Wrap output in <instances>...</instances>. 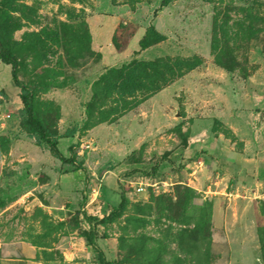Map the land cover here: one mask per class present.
I'll return each mask as SVG.
<instances>
[{"label": "rangeland", "instance_id": "rangeland-1", "mask_svg": "<svg viewBox=\"0 0 264 264\" xmlns=\"http://www.w3.org/2000/svg\"><path fill=\"white\" fill-rule=\"evenodd\" d=\"M114 19L113 49L128 51L140 28L155 42L150 61L117 65L132 72L89 87L84 103L85 78L98 66V29ZM0 44L15 56L16 82L46 131L63 130L55 99L64 95L83 105V128L99 125L67 156L86 162L96 178L110 171L104 178L125 198L96 228L108 264H264V185L206 194L212 178L183 151L194 105L205 116L219 108L209 97H219L225 76L240 84L264 68V0H0ZM186 74L182 87L159 97L165 107L140 106ZM10 79L0 63V87ZM24 131L15 119L0 122V248L26 251H3L0 264H97L74 222L78 211L68 212L60 183L45 173L51 161L33 151ZM214 131L225 133L219 124Z\"/></svg>", "mask_w": 264, "mask_h": 264}, {"label": "crops", "instance_id": "crops-1", "mask_svg": "<svg viewBox=\"0 0 264 264\" xmlns=\"http://www.w3.org/2000/svg\"><path fill=\"white\" fill-rule=\"evenodd\" d=\"M115 20L102 22L98 29L100 45L97 53L99 55L98 66L95 73L88 74L85 78L83 88L84 86L87 87L84 90L87 94H85L84 103L88 101L91 95L89 87L92 89V83L106 69H117L120 67H117V65L128 59L150 61L146 58V55L151 46L144 50H140L138 47V41L144 35L140 28L135 29L129 38L126 45L128 51L113 49L111 38L119 24ZM129 51L132 57L127 55ZM189 76L190 74H186L182 78L180 76L177 82H170L156 93H151V96H146L147 98L140 106L148 105L154 108V106L161 104L162 107H165L163 103L159 102V97L167 92L170 93L173 87H182V79ZM87 81L92 82L89 83L91 86L86 85ZM221 89L218 98L209 97V101H214L219 106L218 109L205 110L203 111L205 116H202L199 110L201 105L198 103L194 105L198 116L196 115L193 118L195 124L191 126L190 131L192 133L185 138L183 151H185L186 157L192 155L195 159L197 158L192 162V168H201L203 171L205 170L206 177L212 178L211 182L205 183L204 193L212 194L218 191L224 193L225 196H235L236 193H244L258 185H264V68L254 74L247 75L240 84L234 83L232 79L225 76L224 86ZM55 101L60 107L59 123L63 127V130H60L59 126V130L56 132L57 135L63 134L66 130H75L72 137H62L57 140V151L63 158L67 159V151L69 152L71 147L74 148L75 141H82L85 137L91 136L99 125L89 129L87 127L83 128L86 121L83 114V105L75 98L64 95L55 99ZM130 108L128 112L126 111L127 117L134 113V108ZM19 109H21L19 90L10 79L9 83L2 88L0 87V112L4 115L8 114V119L17 120L16 114ZM186 117L188 116L186 115L182 119ZM218 124L223 127L224 135L219 131H214L215 126H218ZM178 130L183 136V129L180 130L178 127ZM132 137L134 136H128V138ZM28 141L32 143L33 151L51 161L50 165H53V169L49 170L48 168V172L45 173H50L49 177L60 183L62 188L58 194L71 205L68 212L78 211L76 221L79 226L85 229L84 231L88 230V225L84 222L81 216L82 213L100 219L119 204V194L113 191L111 182H107L104 178L106 173H110V171H105L101 177L96 178L99 174L92 171L86 162L80 165L82 170H72V167L61 164L53 158L48 151L36 147L33 141L31 142L29 139ZM61 144L63 150L60 149ZM85 147L89 148L86 144ZM122 148L127 149L126 145H123ZM129 150H132V148H129ZM196 177L197 175L191 179V182L195 181ZM92 208L94 213L89 212ZM73 216H75V213H73ZM94 242L101 250L106 241L103 238L98 239L96 237ZM87 248L89 247L87 246ZM3 251L16 254L17 251L21 253L25 250L22 248L20 250L18 248L10 250L0 248V261L4 256Z\"/></svg>", "mask_w": 264, "mask_h": 264}, {"label": "trees", "instance_id": "trees-1", "mask_svg": "<svg viewBox=\"0 0 264 264\" xmlns=\"http://www.w3.org/2000/svg\"><path fill=\"white\" fill-rule=\"evenodd\" d=\"M152 44H155V42L153 43L146 42L145 33L138 41V47L140 50H144ZM98 58L99 55L97 54L96 57L97 61ZM0 63L9 66L11 81L13 85L19 90V100L21 102V109L18 110L16 114V119L19 122L21 128L25 129L27 138L31 139L36 147L48 151V153L53 158L58 160L61 164H66L72 167V170H82L80 166L81 164L75 163L71 157L67 159L63 158L59 154L56 148L57 140L59 138L72 137L75 130L74 129L66 130L63 134L57 135L56 131H51V132L46 131L44 127L39 123V121L35 119L24 87L19 86L16 82L15 69L17 66V60L15 56L12 54V52L1 44H0ZM147 63L149 62H141V64H147ZM128 71L129 68L123 66H120L117 69H113V68L106 69L105 72L99 75L97 80L92 83V89L95 86H98L100 83H102L108 76L111 75V76L123 78V76L126 75L128 76L132 72V70H130L129 72ZM226 72H230V71L227 70ZM177 132L179 135H181L178 129ZM184 142L185 140H183V143ZM119 198H120L119 204L115 208L111 209L105 216H103L100 219L86 216L85 213L81 214L84 222L88 225V230L83 231L81 237L84 240L85 245L90 248L92 260H96L97 264H108V262H106L102 251L96 246L94 242V239H96L97 237L96 227L102 226L106 221L112 219L114 215L123 208L125 198L122 195H119ZM77 214L78 213L76 212L74 216V222L76 225L78 224V222L76 221Z\"/></svg>", "mask_w": 264, "mask_h": 264}, {"label": "built area", "instance_id": "built-area-1", "mask_svg": "<svg viewBox=\"0 0 264 264\" xmlns=\"http://www.w3.org/2000/svg\"><path fill=\"white\" fill-rule=\"evenodd\" d=\"M8 118H9L8 114L3 115L2 112H0V122L4 123L6 121V119H8ZM141 190H142L141 187H139V186L135 187V192L136 193H139Z\"/></svg>", "mask_w": 264, "mask_h": 264}]
</instances>
